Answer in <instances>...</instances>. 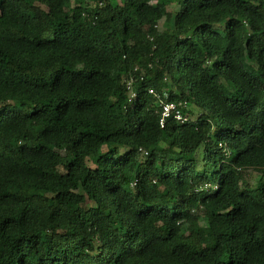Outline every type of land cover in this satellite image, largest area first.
I'll use <instances>...</instances> for the list:
<instances>
[{"label": "trees", "instance_id": "1", "mask_svg": "<svg viewBox=\"0 0 264 264\" xmlns=\"http://www.w3.org/2000/svg\"><path fill=\"white\" fill-rule=\"evenodd\" d=\"M0 264H264V0H0Z\"/></svg>", "mask_w": 264, "mask_h": 264}, {"label": "built area", "instance_id": "2", "mask_svg": "<svg viewBox=\"0 0 264 264\" xmlns=\"http://www.w3.org/2000/svg\"><path fill=\"white\" fill-rule=\"evenodd\" d=\"M149 94L153 95L157 100L160 107V120L159 126L163 128L166 124L168 119H175L180 122H186L188 120L182 113V110L186 107L185 102L181 103H173V102H166L167 93L163 92L162 94H156L153 90L149 91ZM134 94H130V98H133Z\"/></svg>", "mask_w": 264, "mask_h": 264}, {"label": "rangeland", "instance_id": "3", "mask_svg": "<svg viewBox=\"0 0 264 264\" xmlns=\"http://www.w3.org/2000/svg\"><path fill=\"white\" fill-rule=\"evenodd\" d=\"M174 8H175V5H170L169 6V10H174ZM159 29H162V23L159 24ZM192 110H193V108H192ZM194 112H195L194 114H197L198 113V111H196V110H194ZM89 165L90 166H93V164L91 162L89 163ZM256 179H257L256 178V175L255 174H252L251 177H250V182L249 183L254 186L255 183H256V181H257Z\"/></svg>", "mask_w": 264, "mask_h": 264}]
</instances>
